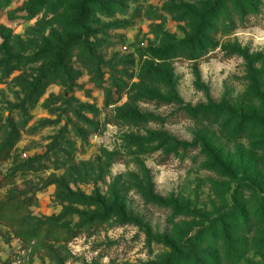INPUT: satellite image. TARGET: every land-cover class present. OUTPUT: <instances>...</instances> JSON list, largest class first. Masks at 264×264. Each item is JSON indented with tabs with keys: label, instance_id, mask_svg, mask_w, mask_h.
<instances>
[{
	"label": "rangeland",
	"instance_id": "obj_1",
	"mask_svg": "<svg viewBox=\"0 0 264 264\" xmlns=\"http://www.w3.org/2000/svg\"><path fill=\"white\" fill-rule=\"evenodd\" d=\"M263 141L264 0H0V264H264Z\"/></svg>",
	"mask_w": 264,
	"mask_h": 264
},
{
	"label": "trees",
	"instance_id": "obj_2",
	"mask_svg": "<svg viewBox=\"0 0 264 264\" xmlns=\"http://www.w3.org/2000/svg\"><path fill=\"white\" fill-rule=\"evenodd\" d=\"M242 11H243V14H248V13H249V11H247V10L244 9V8H242ZM254 72H255V71H253L252 73L250 72V73H251V74H250V79H251L254 83H257V79H256V77H258V74H257V72H255V74H254ZM261 151H263V153H264V141L262 142V148H261ZM24 202H25V200H23L22 205H20L21 207L24 206ZM262 204H263V203H262ZM262 204H261V207L264 206V205H262ZM17 207L19 208V205H18ZM256 215H258V214H256ZM263 215H264V211H263V213H261L259 216H256V218H258V217H260V216H263ZM0 221H4V222H6V221L4 220V218L2 217L1 212H0ZM61 231H64V232H65V229H59V228L52 229L51 231H48V232L46 233L45 236H48V237L55 236L56 233H61ZM32 233H33V236H34L35 238L39 237L40 234H41V233H39V230H38V229L33 230ZM65 235L67 236V238H69L70 235H71V232H65ZM228 256L231 257V258H233V259H235L236 261H240V260H242V258H241L242 256L239 255V254H237L236 252H234V253L231 252V253H229Z\"/></svg>",
	"mask_w": 264,
	"mask_h": 264
}]
</instances>
